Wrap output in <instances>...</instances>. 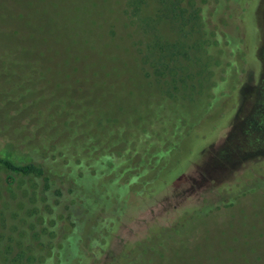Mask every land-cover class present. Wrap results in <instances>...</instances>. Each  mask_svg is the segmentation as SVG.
<instances>
[{"label":"rangeland","instance_id":"rangeland-1","mask_svg":"<svg viewBox=\"0 0 264 264\" xmlns=\"http://www.w3.org/2000/svg\"><path fill=\"white\" fill-rule=\"evenodd\" d=\"M131 1L37 0L36 10L19 11L20 23L7 29L12 16L0 10V32L65 33L66 42L62 37L57 43L60 52L90 64L103 53L100 63L143 86L149 81L140 78L141 49L155 40L174 42L178 34L170 19L159 15L155 0L137 12ZM202 1L208 3L204 15L213 34L207 40L215 63L213 90L190 107L157 105L160 113L151 107L148 124L156 142L149 140V156L138 159L141 152L136 153L133 170L124 176L104 169L80 187L74 183L80 176H71L62 185L69 208L61 214L45 206L36 180L0 166V258L10 252L32 257L34 264H120L127 249L141 248L151 233L163 230L140 264H264V180L258 179L264 171V0ZM0 8H6L3 0ZM146 18L155 20V30L145 25ZM222 32L244 36L229 39ZM96 130L95 138L110 136L111 130ZM108 146L104 142L91 151L88 164L103 162L99 157ZM0 155L30 160L28 152L8 149L5 139ZM236 177L244 181L230 185L232 194L247 188L254 193L236 199L219 194V187ZM203 206L207 216L190 217ZM62 218L65 225L56 230ZM98 219L104 226L95 248L90 230ZM73 221L83 232L75 231ZM167 232L174 234L173 242Z\"/></svg>","mask_w":264,"mask_h":264},{"label":"trees","instance_id":"trees-1","mask_svg":"<svg viewBox=\"0 0 264 264\" xmlns=\"http://www.w3.org/2000/svg\"><path fill=\"white\" fill-rule=\"evenodd\" d=\"M3 1L6 8L0 10L16 17L14 21L12 17L7 19V29L20 23L17 20L19 11L35 9L37 0ZM147 1L132 0L131 6L137 12ZM155 1L159 6V15L170 19L178 37L174 42L155 40L144 50L141 49L139 66L144 75L140 78L149 81L143 86H136L128 74H121L100 63L106 57L103 53H97L100 54L98 63L90 64L81 56L73 55V52H60L57 43L62 37L63 43L66 42L65 33L0 32V141L5 139L8 149L28 152L30 158L27 162H17L8 155H0V166L11 175L36 180V191L44 196V205L55 215L69 208L62 185L71 176H80L75 181L73 179L80 187L83 180L104 169L110 174L116 172L120 175L132 171L134 167L131 163L136 153L141 152L138 159L149 156V140L156 142V137L151 136L148 122L152 109L160 113L158 109L161 106L157 105L185 104L190 107L214 88L215 63L207 44L213 34L204 15L208 3L201 0ZM144 22L156 29L153 18H146ZM203 25L206 32H202ZM28 26L27 30L31 28L30 24ZM222 33L229 39H243L244 36L242 32ZM88 57L87 54L86 59ZM81 112L87 114L78 116ZM7 124L9 127L3 126ZM98 127L111 130L110 136L95 138ZM87 128H90V134H87ZM89 135L93 137L87 139ZM104 142L109 146L99 157L103 162L95 160L98 165L90 166L88 163H93L88 154L98 150ZM115 163L116 167L111 166ZM259 178L264 180L262 169ZM236 179L221 185L219 194L236 199L254 193L252 188H247L232 194L230 185L244 181ZM204 207L207 206L191 213L190 217L194 219L198 214L207 216L210 211L201 213ZM213 208V205L210 206L211 210ZM64 222L62 218V222H57L54 228L57 230L65 225ZM72 223L77 233L83 232L79 223ZM101 226L104 222L98 219L95 228L90 230L95 248L100 244ZM162 231L151 233L141 248L127 249L120 264H140L145 257L143 253ZM167 234L173 242L174 234ZM32 261V257L13 256L10 252L6 258H0V264H34Z\"/></svg>","mask_w":264,"mask_h":264}]
</instances>
